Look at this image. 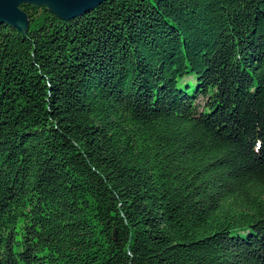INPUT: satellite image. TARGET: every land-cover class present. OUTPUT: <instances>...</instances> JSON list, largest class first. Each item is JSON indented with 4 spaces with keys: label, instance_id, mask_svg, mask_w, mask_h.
<instances>
[{
    "label": "trees",
    "instance_id": "1",
    "mask_svg": "<svg viewBox=\"0 0 264 264\" xmlns=\"http://www.w3.org/2000/svg\"><path fill=\"white\" fill-rule=\"evenodd\" d=\"M19 7L0 264H264V0Z\"/></svg>",
    "mask_w": 264,
    "mask_h": 264
},
{
    "label": "water",
    "instance_id": "2",
    "mask_svg": "<svg viewBox=\"0 0 264 264\" xmlns=\"http://www.w3.org/2000/svg\"><path fill=\"white\" fill-rule=\"evenodd\" d=\"M105 0H0V24H6L20 32L28 28V16L20 4L45 7L60 20L73 19L95 8Z\"/></svg>",
    "mask_w": 264,
    "mask_h": 264
}]
</instances>
